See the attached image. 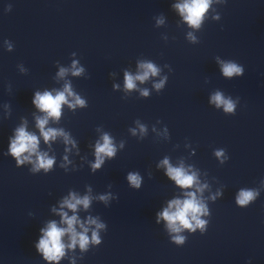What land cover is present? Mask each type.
<instances>
[{
	"label": "clouds",
	"instance_id": "9594fccd",
	"mask_svg": "<svg viewBox=\"0 0 264 264\" xmlns=\"http://www.w3.org/2000/svg\"><path fill=\"white\" fill-rule=\"evenodd\" d=\"M211 0H186L183 4H177L175 7L184 16V19L192 27H199L201 20L209 8ZM75 68V62L73 63ZM140 67L143 69L142 75H137L133 77L129 73H125V87L127 89H133L135 87V80L144 81L149 75H156L158 69L152 63H142ZM83 69L75 68L73 75H79ZM244 69L233 62H222V72L225 77H232L234 75H242ZM65 70L61 69L60 75H64ZM163 86V81L156 84L155 87L160 89ZM72 96L73 93L69 85H65L64 91L58 92L53 96L50 92L45 91L43 94L37 92L33 103L43 112L47 113L45 118H38L37 126L40 129L41 135L44 141L47 143L49 140L55 139L57 135H63V132L56 129L48 128L45 130V125L48 123V117L59 118L61 115V106L67 103V97ZM147 95V91L143 93ZM212 102L216 104L217 107L223 106L225 112H232L235 108V104L231 99H225L220 92H216L212 96ZM83 105L84 101L79 97L75 98V104H70V107H75V105ZM141 127V131H143ZM103 143L97 142L96 144V163L93 168H99L103 163L104 156L112 157L115 154V147L113 146L111 138L105 134L102 137ZM65 142L71 143L65 136ZM39 140L35 134H31L25 130V127L21 126L16 130L15 138L11 140L9 152L13 157L16 158L18 165L24 164L25 162L33 163V171H38L43 168L46 171L50 169L54 164V159L49 158L46 153H41L38 151ZM27 153V155H25ZM35 154L36 159L33 161L32 156ZM217 157L223 156L222 151L216 152ZM162 164L167 167V175L175 180L176 184L183 188H190L196 184V174H188L183 166L172 167L169 161L165 159ZM129 182L139 187L140 178L136 174L128 175ZM202 190L198 188V191ZM258 193L252 190H242L237 197V203L241 206L247 205L250 201H253ZM187 198L184 200L175 199L172 200L168 207L163 210L162 213L158 214L157 222L163 219L167 222V227L172 233H180L182 229H189L195 231L197 227L203 229L206 221L200 219V215L207 213L206 206L197 199L195 193H186ZM101 199H107V197H101ZM90 203V198L88 196L78 198L75 194H72L70 199H65L62 208L64 206L69 209L75 210L77 205H83L84 208H88ZM61 216L63 217V222L68 225L67 228H60L53 221L50 222L46 229H41L43 236L39 239L36 248L38 251L42 252L44 258L49 261H58L64 255L65 244L62 242V237L69 233L71 234V243L67 246L69 248L74 247L77 243L80 245L81 249H86L89 244V237L86 235L88 228L81 224L83 229L82 233H77L73 227L75 224H79L80 221L77 220L75 216L68 217L67 213L61 211ZM88 224H95L97 229L103 228V224H98L96 220L89 218ZM92 242L99 244L100 238L96 231L92 233ZM172 240L180 245L185 241V237L181 235H174Z\"/></svg>",
	"mask_w": 264,
	"mask_h": 264
}]
</instances>
